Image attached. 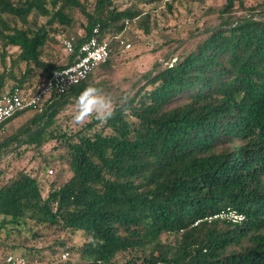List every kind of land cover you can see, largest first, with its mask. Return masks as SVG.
I'll return each mask as SVG.
<instances>
[{
  "label": "trees",
  "instance_id": "1",
  "mask_svg": "<svg viewBox=\"0 0 264 264\" xmlns=\"http://www.w3.org/2000/svg\"><path fill=\"white\" fill-rule=\"evenodd\" d=\"M114 1L0 0V97L16 87L37 92L43 84L33 82L72 64L96 27L110 48L97 68L106 72L129 29L148 34L156 26L155 8L139 4L165 0L122 10ZM174 1L164 2L166 11ZM70 11L85 20L73 38ZM214 11L218 23L193 50L154 63L107 122L92 118L70 133L54 125L59 108L85 86L111 90L91 82L93 73L4 122L12 132L0 139V158L12 145L55 140L69 177L51 182L46 196L26 171L0 185V234L17 237L30 225L80 233V247L54 242L79 253V261L63 264H264V0H224ZM52 36L72 39L74 53L65 52L63 64L44 57ZM227 207L246 219L207 220Z\"/></svg>",
  "mask_w": 264,
  "mask_h": 264
},
{
  "label": "rangeland",
  "instance_id": "2",
  "mask_svg": "<svg viewBox=\"0 0 264 264\" xmlns=\"http://www.w3.org/2000/svg\"><path fill=\"white\" fill-rule=\"evenodd\" d=\"M136 1L115 0L114 2L122 10ZM165 1L156 7L153 4L140 3L139 8L144 12L155 8L152 15H155L156 26L152 27L148 34H145L137 26L129 29L121 40L129 43L130 49L127 51L124 47L120 48L112 57L111 67L106 72H101L99 69L93 72L91 82L96 84L104 81L111 88V90L104 91L106 94L118 98L125 91L131 93L134 89L133 85L144 73L152 69L154 63L160 62L162 66H165L170 60L173 62L176 59H182L189 51L193 50L201 38H204L207 34L204 33L206 28L213 27L218 23L217 14L214 10L224 2V0H176L173 2L172 11L168 12L165 8ZM259 1L246 0V4L253 6ZM243 14V12H237L235 15L241 16ZM259 14L264 17V11ZM69 15L75 20L74 31L68 34L73 38L75 32L82 34L83 31L79 25L84 24L85 20L77 11H70ZM44 20L40 19V22H44ZM65 40L62 37L55 39L52 36L45 49L48 55H44V57L49 58V61L53 63H65L67 59L63 47ZM8 52L15 51L11 48ZM33 84L36 85L35 87H39L44 84V79L35 80ZM11 87L12 83L10 82L7 90ZM73 99L70 98L66 104L61 106L55 117L54 125L60 131L75 132L92 119L90 118L83 124L73 122L71 117ZM28 116L30 115L24 116L21 122ZM10 132H12L10 128L4 127L0 131V139ZM59 145L60 143L55 140L43 143L39 147L23 144L14 147L12 145L11 150H7L0 158V185L15 177L18 172L26 171L40 180L43 196H46L51 182L55 181L57 186L69 177L66 151L59 148ZM43 168L47 171L45 172ZM50 171L51 173H49ZM28 227L36 230L34 232L39 233L41 238L34 241L32 231H28ZM28 227H25L21 235L17 237L12 234L9 236L0 234V262L8 254L23 256L27 264H63L79 261V253L75 252L74 249L69 251L66 247H80L84 240L83 235L77 233L72 236L70 232L53 231L33 225ZM57 240L66 241V247L56 245L54 242ZM49 247L51 249H48ZM34 251H38V253ZM65 253H68V256L64 259L62 255Z\"/></svg>",
  "mask_w": 264,
  "mask_h": 264
},
{
  "label": "built area",
  "instance_id": "3",
  "mask_svg": "<svg viewBox=\"0 0 264 264\" xmlns=\"http://www.w3.org/2000/svg\"><path fill=\"white\" fill-rule=\"evenodd\" d=\"M120 43L123 45L124 49H130L129 43L123 41H120ZM63 47L67 54L74 53L73 43L70 40H65L63 42ZM109 56L110 48L108 43L106 41H99L98 28L96 27L93 30V36L81 43L78 47L74 62L65 67L54 70L48 80L37 92L31 94L16 87L12 92L3 94L0 97V129H3L2 126L4 122L15 113L25 109L37 108L44 100L53 94L65 95L68 93L73 86L82 82L92 74L109 58ZM49 173H51V171ZM231 210L235 209L227 207L212 217L207 218V220H226L220 218L219 214L227 213ZM67 256L68 253L62 255L64 259ZM0 264H27V262L22 256L8 254Z\"/></svg>",
  "mask_w": 264,
  "mask_h": 264
},
{
  "label": "clouds",
  "instance_id": "4",
  "mask_svg": "<svg viewBox=\"0 0 264 264\" xmlns=\"http://www.w3.org/2000/svg\"><path fill=\"white\" fill-rule=\"evenodd\" d=\"M128 100V92H123L118 98L111 94H106L102 88L94 85L85 86L80 93L74 97L71 105V117L75 124H83L90 118H95L101 123L112 119L116 114L117 104H126ZM220 218L229 220L234 223H242L246 217L231 210L227 213H220ZM90 242L95 244L92 238Z\"/></svg>",
  "mask_w": 264,
  "mask_h": 264
}]
</instances>
